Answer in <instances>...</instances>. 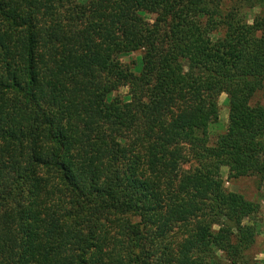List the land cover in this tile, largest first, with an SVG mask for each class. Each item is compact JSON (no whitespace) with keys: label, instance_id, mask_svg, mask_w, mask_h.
<instances>
[{"label":"trees","instance_id":"1","mask_svg":"<svg viewBox=\"0 0 264 264\" xmlns=\"http://www.w3.org/2000/svg\"><path fill=\"white\" fill-rule=\"evenodd\" d=\"M263 89L264 0H0V264H151L197 215L176 264H257L221 168L264 182Z\"/></svg>","mask_w":264,"mask_h":264},{"label":"rangeland","instance_id":"2","mask_svg":"<svg viewBox=\"0 0 264 264\" xmlns=\"http://www.w3.org/2000/svg\"><path fill=\"white\" fill-rule=\"evenodd\" d=\"M230 5V3H228ZM246 12V11H245ZM258 12L257 9L248 10V18H251ZM157 17L156 13L146 14L145 18L149 22H153ZM141 51H136L130 54L122 56V61L127 64L137 62V58L140 56ZM120 94L127 93L126 88L119 89ZM226 94L221 93L218 98L219 102V120L218 122L209 126V144L212 145L218 134L223 132L226 128L227 121V100ZM254 102H258L264 105V89L258 93ZM181 153L185 154L179 166V172H189L194 169L199 163L193 160L191 155H194L196 149L189 144L183 147V143L179 144ZM184 149V150H183ZM221 183L222 186L228 191H234L241 193L246 199L258 202L260 204V210L256 218L258 220L259 234L256 237L255 243L251 248V252L257 259V264H264V182L260 183L256 177H241L238 179H228L227 169L221 168ZM208 221L207 217H201L198 215L190 219L187 223L176 224L172 230L162 239H155L149 244V248L152 251L151 264H176L177 252L181 242L186 239L196 227ZM168 257H172L170 261H166Z\"/></svg>","mask_w":264,"mask_h":264}]
</instances>
